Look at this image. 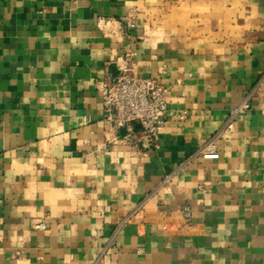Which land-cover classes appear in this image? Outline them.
Masks as SVG:
<instances>
[{"label": "crops", "instance_id": "1", "mask_svg": "<svg viewBox=\"0 0 264 264\" xmlns=\"http://www.w3.org/2000/svg\"><path fill=\"white\" fill-rule=\"evenodd\" d=\"M127 53L148 150L102 105ZM0 264H264V0H0Z\"/></svg>", "mask_w": 264, "mask_h": 264}, {"label": "built area", "instance_id": "2", "mask_svg": "<svg viewBox=\"0 0 264 264\" xmlns=\"http://www.w3.org/2000/svg\"><path fill=\"white\" fill-rule=\"evenodd\" d=\"M134 27L133 24H129ZM117 74L109 77L100 86L102 105L106 121L117 130H124L125 141L142 142L148 150L156 144L160 130L168 116L167 90L151 79L135 74L132 54L127 53L116 62ZM249 108V98L232 113L235 118ZM137 127L140 128L138 131ZM203 160H218L220 154L216 140L204 145L197 153ZM169 178L165 181L167 182ZM184 218L189 221L191 210L183 209ZM37 230L45 229L44 223L36 224Z\"/></svg>", "mask_w": 264, "mask_h": 264}, {"label": "water", "instance_id": "3", "mask_svg": "<svg viewBox=\"0 0 264 264\" xmlns=\"http://www.w3.org/2000/svg\"><path fill=\"white\" fill-rule=\"evenodd\" d=\"M121 131L124 133V130L123 129H121Z\"/></svg>", "mask_w": 264, "mask_h": 264}]
</instances>
